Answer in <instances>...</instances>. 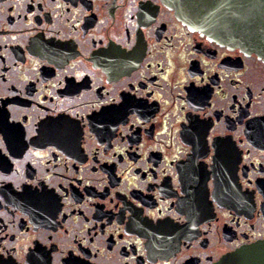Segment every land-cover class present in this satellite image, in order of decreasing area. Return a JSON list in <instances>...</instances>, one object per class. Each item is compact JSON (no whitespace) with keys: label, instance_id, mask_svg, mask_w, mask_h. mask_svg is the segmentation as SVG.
I'll return each mask as SVG.
<instances>
[{"label":"flooded vegetation","instance_id":"flooded-vegetation-1","mask_svg":"<svg viewBox=\"0 0 264 264\" xmlns=\"http://www.w3.org/2000/svg\"><path fill=\"white\" fill-rule=\"evenodd\" d=\"M264 240V59L166 0H0V264H214Z\"/></svg>","mask_w":264,"mask_h":264},{"label":"water","instance_id":"water-1","mask_svg":"<svg viewBox=\"0 0 264 264\" xmlns=\"http://www.w3.org/2000/svg\"><path fill=\"white\" fill-rule=\"evenodd\" d=\"M185 23L264 59V0H166ZM214 264H264V240L241 246Z\"/></svg>","mask_w":264,"mask_h":264}]
</instances>
